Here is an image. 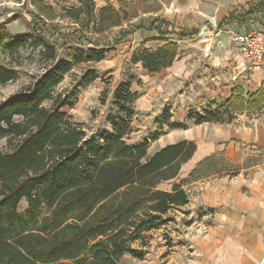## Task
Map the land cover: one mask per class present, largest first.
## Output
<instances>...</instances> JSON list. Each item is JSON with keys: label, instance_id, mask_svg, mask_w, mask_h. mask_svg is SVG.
Instances as JSON below:
<instances>
[{"label": "trees", "instance_id": "1", "mask_svg": "<svg viewBox=\"0 0 264 264\" xmlns=\"http://www.w3.org/2000/svg\"><path fill=\"white\" fill-rule=\"evenodd\" d=\"M79 2L77 7L62 9L71 23H53L55 14L45 11L51 7L35 0L37 11L30 12L28 35L0 30L3 51L34 42L44 64L39 76L0 101V138H5L8 148L0 151V264H120L125 254L142 259L148 232L171 219L170 209L188 202L183 181L176 178L196 144L182 139L147 155L148 139L127 142L136 97L132 79H124L114 89L116 114L109 117L111 129L90 135L61 111L72 103L56 87L74 66L102 60L135 31L161 44L152 48L142 42L129 61L158 72L175 61L177 41L194 38L199 30H177L168 20L153 19L132 24L111 42H102L100 34L119 25V20H113L117 11L111 5L95 11L91 0ZM263 16L264 0H255L222 17L217 27L249 26ZM18 73L0 64V85L14 81ZM96 78L93 69L81 75L84 83ZM255 105L264 108V89L248 92L233 87L214 109L189 113L187 118L196 125L230 123L237 107ZM161 123L169 129L188 126L169 119ZM168 181H172L169 189L160 187ZM22 200L26 205L19 209Z\"/></svg>", "mask_w": 264, "mask_h": 264}, {"label": "rangeland", "instance_id": "2", "mask_svg": "<svg viewBox=\"0 0 264 264\" xmlns=\"http://www.w3.org/2000/svg\"><path fill=\"white\" fill-rule=\"evenodd\" d=\"M34 1L0 0V30L28 35L30 12L37 11ZM39 1L41 5L51 7V10L45 11L50 15L55 14L53 23H71L62 15V9L77 7L80 4L79 0ZM249 1L251 0H91L95 11L106 5H111L117 11L113 20H119V25L101 33L102 42H111L118 37L120 31L130 29L132 24H147L153 19L168 20L177 30L196 27L199 33L194 38L178 41L179 52L171 66L158 72H148L140 63H131L129 58L142 42L155 48L161 41L152 40L148 34L135 31L125 41L110 48L102 60L78 64L63 76L56 91L68 96L72 106H63L61 111L70 115L71 120L76 122L86 135L104 128L111 129L109 117L116 114L114 89L129 77L132 79L131 90L136 92V97L132 103L134 114L129 122L131 132L126 140L134 144L148 139L147 155L152 154L160 148L161 141L151 136L162 132L156 131L157 129L169 128L167 124H162L161 120L169 119L191 125L194 119H188L187 115L214 109L222 102L224 89L239 86L248 92L255 90L254 80L237 72L240 60L236 48L229 42L227 31L230 26L222 29L217 27L223 15L241 11ZM37 49L34 42L8 52L3 51L0 46V64L12 66L19 72L14 81L0 85V101L24 88L42 72L44 64L38 58ZM88 69H93L97 78L84 83L81 81V75ZM258 88L264 89V81L260 82ZM43 104L48 107L50 103L45 101ZM263 113V107L243 110L237 107L230 123L248 124L261 119ZM7 149L5 138H0V151ZM239 155L242 163L248 166L255 162H264V152H254L250 149ZM226 164L227 160L221 153L205 158L193 170L191 164L185 162L176 181L197 175L204 176L213 170H227L229 168ZM223 174L234 176L236 171L230 168L216 176L220 178ZM171 182H163L160 187L169 189ZM25 205V200H22L19 209H23ZM189 208L196 206L191 207L189 204L181 209H170L167 216L171 219L164 228L160 227V230L148 233L147 245L142 248L143 258L137 259L125 254L120 264H149L148 259H160L178 248L177 245H185L182 236L186 222L191 218L186 212ZM183 250L188 251L187 245Z\"/></svg>", "mask_w": 264, "mask_h": 264}, {"label": "crops", "instance_id": "3", "mask_svg": "<svg viewBox=\"0 0 264 264\" xmlns=\"http://www.w3.org/2000/svg\"><path fill=\"white\" fill-rule=\"evenodd\" d=\"M252 1L255 0L249 2ZM249 2L242 8H246ZM252 24L263 26L264 16ZM243 27L246 24H232L227 31L229 42L235 48L231 32L240 31ZM239 60L238 74L253 79L256 90L260 82L264 81V68L251 70L245 66L240 54ZM232 88L223 90L222 101L230 96ZM158 130L162 131L157 139L161 141L159 147L182 139L195 142V152L186 162L191 164V170L198 167L205 158L221 153L227 160L228 168H234L236 174H223L217 178L219 176L216 175L229 170L224 168L183 180L182 186L187 192L188 202L177 208L189 204L191 207L196 206L186 210L191 218L186 222L182 236L185 245H177L178 248L160 259L150 258L148 263L264 264V162L248 166L242 163L239 155L250 149L264 152V113L261 119L248 124L204 122L186 128ZM155 230L160 229L148 233ZM186 245L188 251L183 250Z\"/></svg>", "mask_w": 264, "mask_h": 264}, {"label": "built area", "instance_id": "4", "mask_svg": "<svg viewBox=\"0 0 264 264\" xmlns=\"http://www.w3.org/2000/svg\"><path fill=\"white\" fill-rule=\"evenodd\" d=\"M231 41L236 44L245 66L256 71L264 68V25L250 24L240 31L231 32Z\"/></svg>", "mask_w": 264, "mask_h": 264}]
</instances>
